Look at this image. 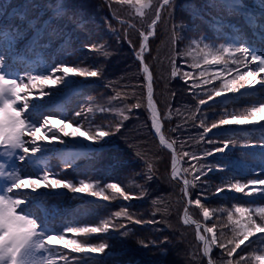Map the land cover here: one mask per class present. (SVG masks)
I'll list each match as a JSON object with an SVG mask.
<instances>
[{
    "label": "snow or ice",
    "instance_id": "1",
    "mask_svg": "<svg viewBox=\"0 0 264 264\" xmlns=\"http://www.w3.org/2000/svg\"><path fill=\"white\" fill-rule=\"evenodd\" d=\"M132 6L141 18H151L147 27L139 31L140 42L134 44L128 33L125 31L123 41L127 42L132 48L135 59L139 62V68L143 74V83L140 87L146 89V101L137 96L135 91L131 94L127 92L116 91L110 98L109 106L94 108L88 106L74 113V117L69 119L57 118L50 113L54 107L52 96L58 95L61 91L58 86L69 87L72 83L70 77L95 78L103 75V66L83 67L67 66V61H61L48 66V74H27V82L24 76H18L15 68L8 63L10 56L15 55V45L24 42V49L31 52L39 45L40 40L49 28L51 20H45L39 24L37 19H30L26 8H23L21 14L13 16L12 19L18 23L2 26L0 25V264H79L84 258H90L94 264H105V258H115L123 255V252L115 253L111 251L114 247L109 241H126L135 237V230L130 225H156L163 221L155 219H143L130 211L127 204L121 205L118 211L111 213V218L104 219L96 225L79 226L75 221L64 217V227L60 231L55 228L49 231V217L53 219L58 213V209L53 207L51 210L46 207L48 199L61 198L66 193L86 194L97 198L99 201L130 202L133 199H144L150 196V190L146 187L155 178H157L156 164L146 158V154L136 150L134 155L137 160L142 162L143 168L136 172L142 178L144 183L134 182L127 187H122L120 182L103 183L101 180H92L81 178L77 181L68 179L63 175L67 168L74 166L75 162L85 156L88 152L100 154L109 151V137L116 136L124 127V122L129 120L134 109L144 108L149 114L150 127L158 137L159 144L166 149L171 150L169 183L174 188H179L181 200L184 202V216L182 222L184 225L196 224V239L200 242L202 252L201 259L206 264H216L212 256L214 249L221 250V264H264V253L257 254L253 252L245 256L243 251L238 252L241 246L248 247L246 242L257 235H264V202L261 203H236L232 208L220 209L226 213L227 223L221 222V228L218 232L217 226L201 225L198 221H191L188 216L189 210L195 206L200 209L205 222L217 216V209H211L203 203L201 196L207 192L203 188V178L213 171H224L232 166L233 161H229L226 155H222L217 162H208V157L215 156L217 153L224 154L229 150L230 145L235 146L236 141L232 139H207V135L213 129H224L226 126L244 127L248 125H264V102L245 109L243 114H229L227 111L211 123L208 122L207 115L201 106L208 104L218 97H225L227 94L239 93L241 89H254L256 85H264V56L253 54L247 43L246 36L241 34L239 39L242 42H233L227 46L221 45L217 55L205 56L203 64L205 66H215L220 64L227 65L228 59L236 65L235 69H228L227 73L220 72L210 75L207 67H201L199 62L192 65L199 70V76L202 78L199 83L194 79L190 85L194 98L198 100L195 111L192 112L189 119L193 122L199 120L198 127L202 132L197 137L189 136L187 139H196L197 143L206 142L209 145L217 143L220 147L203 148L201 152L183 150L189 145L180 142L179 139L169 140L166 138L163 129V121L171 120L172 113L162 114L158 109L154 98V77L150 66L146 61V54L149 53V40L156 34V28L163 21L165 12L169 19L175 14L176 0H100L99 7L107 6L116 12L115 6ZM259 5L264 8V0H259ZM185 10L193 16L194 19L203 20V10L197 7L195 0L185 4ZM207 9L223 10L227 15H241L246 17V22L253 30H258L261 40H264V18L251 13H241L245 7L243 0H206L204 5ZM65 13L57 10V17ZM22 17V18H21ZM69 19L76 23L78 28H83L88 21L83 20V13L79 16L73 13ZM215 24L213 27H219L221 21L219 18H213ZM120 23H124L120 21ZM39 25V26H38ZM108 29L114 32L117 38H120L118 30L114 29L109 22ZM229 27H231L229 25ZM183 28V24L180 25ZM32 33L29 36V33ZM49 36L57 39L61 38L62 33L57 29L48 32ZM180 38V31L175 26L172 28V41ZM70 38L66 43H70ZM49 44L43 47H49ZM91 52L102 53L107 58L110 53L107 51L106 43L93 42L84 45ZM208 47V45H205ZM224 54H229L225 57ZM238 54V55H237ZM255 63L256 68L252 70L249 65ZM245 67L249 70L245 73L240 72V68ZM235 71L233 78H224ZM171 78H181L187 83L193 76L189 71L181 72L180 67L175 63V57L172 59ZM220 80L219 87L205 89L203 86L212 85L213 81ZM125 87H135L126 85ZM53 89L49 92L45 89ZM199 89V91H197ZM38 95L34 96L33 91ZM115 90V89H114ZM174 96L175 94L172 93ZM48 97L47 105L41 103ZM206 97V98H205ZM89 100L92 98L89 97ZM129 99H134L135 103H127ZM112 101H120L123 107L113 108ZM223 103V101H217ZM39 104L40 110L33 111ZM98 111L101 114L112 113L116 117L114 121L105 124H93L89 114ZM180 114V109L175 110ZM196 113H200L197 116ZM83 121H87L85 124ZM193 126H196L193 123ZM184 128V125H177L170 128V132H177ZM68 129H71L69 131ZM27 137V139H26ZM81 137L82 140H76ZM64 138H72L65 140ZM88 141L85 149H74L68 147L77 143ZM180 143L181 151L176 150L177 143ZM57 145H65L67 150L57 149ZM243 147H261L264 148V138L257 143L249 142ZM46 151H59V158L64 167L60 171H53L44 168L40 171H26L25 167L20 165H32L37 158V154ZM118 151V150H117ZM186 158V159H185ZM114 163L119 165L124 161L119 157H114ZM182 161L188 166H182ZM261 171H264L262 169ZM255 177L244 183L240 180L225 179L215 189V194L225 192L242 193L245 197L264 196V178L260 177V171L255 173ZM135 188L138 195H133L129 190ZM201 188L202 191L195 199L192 198L193 189ZM41 189L45 191H41ZM60 190H66L62 192ZM83 196H81V199ZM207 199L208 197H204ZM164 198L152 199L151 204L157 206L163 202ZM35 209V211L33 210ZM162 211L160 207H155L151 215L155 216ZM37 212L40 214L38 215ZM39 221V223H38ZM120 221H124L121 223ZM225 229H230L231 236L226 237ZM159 231V229H156ZM71 234V238L69 235ZM103 235L105 237L100 242H91L93 236ZM137 250H147L151 256L144 259H129L126 264H170L169 256L174 247L173 241L163 236L161 239L145 240L142 237H136L133 241ZM64 250H68L65 252ZM76 253L77 256H72ZM115 264H120L117 260Z\"/></svg>",
    "mask_w": 264,
    "mask_h": 264
},
{
    "label": "trees",
    "instance_id": "2",
    "mask_svg": "<svg viewBox=\"0 0 264 264\" xmlns=\"http://www.w3.org/2000/svg\"><path fill=\"white\" fill-rule=\"evenodd\" d=\"M153 2L155 3L156 0H153ZM188 2L190 0H176L175 14L172 19H169L167 12H165L163 21L156 28L155 36L149 40L150 51L146 54V61L150 66V71L153 73L154 98L158 109L165 115L169 112L172 113L171 120L163 121L166 138L169 140L179 139L180 142L189 145L183 150L201 152L203 148L220 147L222 144L209 145L206 142L197 143L196 139L190 141L187 139L189 136L197 137V134L203 131L198 127L199 120L193 122L189 119L198 104V100L194 98L192 91H190V85L194 79L197 83L202 79L199 76V70L193 68L192 65L199 62L202 68L207 67V72L210 75L220 72L227 73L228 69L236 68L231 59H228L227 65L222 63L215 66H205L203 64L205 56L211 58V56L219 54V52L215 51V38H217L215 35L223 37L220 42L223 43L222 45L227 46L228 44L223 42L224 40L229 39L239 43L242 42L239 39L240 35L244 34L246 40L243 42L247 43L253 54L258 56H264V40H261L258 34H254L258 30H253L248 26L243 14L229 16L223 10L217 11L205 8L206 0H195L197 7L203 10L204 19H194L189 11L185 10L184 6ZM243 3L254 9L252 11L253 15L264 18V8L260 7L259 0H243ZM99 4L100 0H50V2H47V0H0V10H6L8 6L9 8L12 6L17 8L10 14L0 13V25L2 26L12 25L10 22H15L12 17L21 14L23 8L27 9L29 18L37 19L39 24H43L45 20H51L49 28L45 30V34L37 47L28 52L24 49V42H20L15 45L14 57L10 56L8 59L9 64L22 72L25 82H27V74L30 72L31 66L36 67L32 69L36 74L47 73L49 65L61 61H67V66L69 67L103 66V75L101 77L83 79L82 77H73L70 86H82V88L77 89L71 96L61 99L65 107V112L61 114L63 118L67 117L71 119L74 117L76 111L88 106L94 108L109 106V100L115 95L116 91L127 92L129 94L135 91L137 96L146 101V89L139 86L143 83V74L139 68V62L135 59L132 48L122 38L126 31L138 48L140 42L139 31L147 27L151 14L149 17L141 18L137 15L134 7L118 5L115 6L116 12L113 13L107 6L101 8L98 6ZM18 5H21V7L18 8ZM58 8L65 14L57 17ZM80 12L83 13V20L88 21L83 28H78L76 23L69 19L73 13L79 16ZM213 18L220 19L221 24L219 27H213V24H215ZM120 21L124 23L122 24ZM109 22L114 29L119 31L120 38H117L116 34L108 29L107 25ZM181 24H183V28H180ZM173 26L180 31V38L175 42L171 39ZM52 29L60 31L62 33L61 38L57 39L49 36L48 32ZM31 35L32 33L30 32L29 36ZM67 38H70V43H66ZM204 38H208L209 40L206 42ZM49 39L55 41L56 44L47 48L43 47ZM93 42L106 43V50L109 51L110 55L105 58L102 53L91 52L84 47V45ZM205 45H208V47H205ZM26 55L29 58H25ZM225 55L228 56L229 54ZM173 57H175V63L180 67L181 72L189 71L193 74L187 83L179 77L171 78ZM249 67L255 70L256 64L252 63ZM248 70L249 68H240L241 73H245ZM235 75V71H232L230 75H225L224 78H233ZM220 83V80H215L212 85H202V87L205 89L213 86L218 88ZM126 85L135 87H125ZM172 93L175 95L173 96ZM256 96L258 98L261 97L258 94ZM89 97L92 99L89 100ZM250 98L240 94L227 100L219 99L218 97L201 107L207 115L208 122L211 123L213 120L219 119L225 111L229 114H243L246 108L262 103L264 97L259 101L256 99L249 101ZM51 100L54 104L57 103L56 99L51 98ZM221 100L223 103H217V101ZM48 102L49 98L46 97L41 103L47 105ZM135 102L134 99L127 101V103ZM111 106L116 108L123 107L124 105L120 101H112ZM176 109H180L179 115L176 113ZM39 110L40 107L37 104L33 111ZM51 112H54L55 115L59 113L55 107L52 108ZM196 115L200 116V113H196ZM89 116L93 124L107 125L110 121L116 119L112 113L101 114L98 111L89 114ZM81 119L82 122L87 124V121H83V118ZM150 123L149 114L144 108L134 109L130 119L124 122L121 132L116 136L107 138L110 141L109 151L100 154L99 157L94 153L88 152L82 157L83 159L81 158L73 167L67 168L65 173H63L66 178L69 177L68 179L77 182L81 178H102L101 181L103 183L120 182L122 187H127L134 182L144 183L140 176L134 175L143 168L142 162L137 160L134 155V152L139 150L144 152L146 158L153 161L158 169L157 178L146 185L150 190V196L144 199H133L130 202L122 200L113 201L107 206H105L106 204L100 205L94 213L86 215L85 212L89 205H78V208L75 209L80 200L72 201L71 197H63L61 201H63L64 205H61L54 198L49 203H46V207L50 210L55 207L59 211L54 219L51 216L49 217L48 229L51 231V229L55 228L57 232L60 231L64 227V217L75 221L79 226L90 225V219L94 220V218L100 223L104 219L111 218V213L118 211L121 205L127 204L130 211L134 212L137 216L143 219H155L163 222L156 225H130L135 230V237L126 241H109L114 245L111 251L118 252L122 250L124 253L122 261H128L129 259L146 260L151 256L150 251L137 250L133 242L136 237L150 240L161 239L163 236H167L173 241L174 245L168 258L170 264H206V261L201 259L200 256L202 248L200 247V242L196 239V224H183L182 216L185 205L181 200L180 190L178 187L174 188L171 186L168 180L170 175L171 150L159 144V140L155 136L154 130L151 129ZM193 123L196 126H193ZM177 125H184V128L177 132L169 131L170 128H175ZM262 132L264 133L263 125L257 128V130L249 129L246 132H224L220 131V129H213L208 133L207 139H232L236 141L235 146L230 145L226 153H217L215 156L208 157V162H217L218 159L222 158V155H226L228 160L234 163L222 172L213 171L203 178V188H207L208 191L204 192L201 199L209 208L218 210L217 216L205 222L200 209L193 206L188 214L194 220L202 224L206 223L207 226L215 224L219 232L221 222L227 223L226 213L219 211L220 209L230 210L233 204L236 203L264 202L259 196L245 197L242 193L229 192L227 190L218 195L215 194L216 187L223 180H240L244 176H249L252 173L250 166L258 167L261 165L264 169V158H261L262 161H256V164L252 163L251 156H254V150L243 147V145L249 142H259L261 138H264ZM257 148L256 151L261 153V147ZM176 150L181 151L179 142L176 145ZM114 157H119L124 163L115 164ZM17 165H20L18 161ZM182 166L187 167L188 164L182 161ZM24 167L26 171H32L27 166ZM89 167H91V173L87 174L86 168ZM0 186L3 185L1 184ZM129 190L133 195H138L137 189L131 188ZM41 191L45 190L41 189ZM201 191V188L193 189L192 198L195 199ZM205 196L208 198L205 199ZM159 197L164 198L163 202L157 206H153L151 200ZM82 200L86 199L83 197ZM155 207H160L162 211L153 216L151 213ZM33 210L35 211V209ZM37 214L39 215L40 213L37 212ZM56 218L62 220L54 221ZM156 229H159V231ZM225 233L226 237L231 236L230 229H225ZM68 235L71 238V234ZM94 237L96 242H100L105 238L103 235ZM246 243L248 247L241 246L238 252L243 251L245 256H249L253 252L257 254L264 253V236L253 238L250 243ZM212 256L216 260V264H221L220 249H214ZM120 258L119 256L105 258V264H115ZM251 264H255V261L253 260Z\"/></svg>",
    "mask_w": 264,
    "mask_h": 264
},
{
    "label": "rangeland",
    "instance_id": "3",
    "mask_svg": "<svg viewBox=\"0 0 264 264\" xmlns=\"http://www.w3.org/2000/svg\"><path fill=\"white\" fill-rule=\"evenodd\" d=\"M47 2H50V0H47ZM205 31H207V30H205ZM215 37H217V38H215V51H217V52H219V48L221 47V45L223 44V43H221L220 41L223 39V37L221 38V37H218V36H216L215 35ZM205 40H206V42L209 40L208 38H204ZM223 42H226L228 45L229 44H232L233 42H236V41H234V40H229V39H226V40H224ZM209 43V42H208ZM237 43V42H236ZM47 44H49L50 46H52V45H54V44H56V42L55 41H53V40H48L47 41ZM210 45H211V43H209ZM49 46V47H50ZM204 50V49H203ZM214 51V52H215ZM203 52V51H202ZM220 54V53H219ZM225 55V54H224ZM225 57H227L226 55H225ZM35 63V62H34ZM31 65V64H30ZM250 66V65H249ZM36 68V67H35ZM32 74H36V73H32ZM45 74H48V72L47 73H45ZM260 76L261 77H264V73H261L260 74ZM74 77V76H73ZM73 77H70V80L72 81L73 80ZM81 78V77H80ZM83 79V78H82ZM71 87L72 86H69V87H67V88H65L64 86H58V88H60L61 89V91L58 93V95H56V96H52V99H55V98H59V97H61L64 93H66L68 90H70L71 89ZM250 90V91H249ZM45 91H49V92H52V91H54L53 89H45ZM249 91V93H247ZM237 94H240V95H242V96H248V97H251L250 99H249V101H253L254 99H256V100H260L261 98H263L264 97V85H256V87L254 88V89H251V88H247V89H241V91L239 92V93H235V94H232V93H229V94H227V96H228V98H233V97H235ZM261 95V97H259L258 98V96H256V95ZM33 95L34 96H37L38 95V92L37 91H33ZM46 98V97H45ZM219 98H224V99H226L225 97H219ZM56 99V100H57ZM262 101V100H261ZM262 102H264V98H263V101ZM249 105H251V103H249ZM54 107L55 108H57L58 109V114H54V112H51V113H49V114H54L57 118H60V119H62L63 117L61 116V114L62 113H64L65 111V107H63V104L60 102H57L56 104H54ZM245 107V106H244ZM244 113V112H243ZM46 114V113H45ZM240 115V114H239ZM264 126V125H263ZM261 127V125H255V126H253V125H248V126H244V127H237L236 126V131H242V132H246V131H248L249 129H254V130H257V128H260ZM245 128V129H244ZM69 131H71V129H68ZM240 131V132H241ZM262 136L264 137V133L262 132ZM26 139H27V137H26ZM65 140H71L72 138H64ZM262 139V138H261ZM76 140H78V141H81L82 140V138L81 137H77L76 138ZM89 144V142L88 141H83V143H77V144H75V145H69L68 147H73L74 149H85L86 150V148H87V145ZM57 147V149H59V150H67V148H66V146L65 145H57L56 146ZM245 149L247 148V149H253L254 151V156H251L252 157V163H254V164H256V161H262V159L261 158H264V148H261V153H259V152H257L256 151V149H258L257 147H254V148H252V147H244ZM83 159V158H82ZM79 160H81V158L79 159ZM79 160H77L76 162H78ZM75 162V163H76ZM20 166V165H19ZM24 166H27L29 169H31L32 171H40V170H42V169H44V168H49V169H51V170H53V171H60L63 167H64V164H63V162H62V160H60V158H59V151H57V152H50V151H46V152H43V153H39V154H37V158L34 160V162H33V164L32 165H30V166H28V165H21V167H24ZM250 168H251V170H252V173L249 175V176H244L243 178H240V181L242 182V183H244V182H246V181H248V180H250V179H253V178H256L255 177V173L257 172V171H260V177L259 178H264V172H261V170L263 169V166H258V167H256V166H250ZM86 171H87V174H90L91 173V167H89V168H86ZM63 173H65V171L63 172ZM67 178H69V177H67ZM92 180H102V178H91ZM105 183H107V182H105ZM62 192H65L66 193V190H61ZM71 195H73V194H71V193H66L63 197H71V200L73 201V200H80V203H78L77 205H76V207H75V209L76 208H78V205H89L88 206V208H87V210H86V212H85V215L86 214H88V213H90V214H92V213H94L95 212V210L100 206V205H103V204H106L105 206H107V205H110L111 204V202H106V201H99L97 198H94V197H91V196H88V195H86V194H76V196H71ZM81 196H83L84 197V199H86V200H82L81 199ZM63 197H61V198H63ZM61 198H55V200H56V202L58 203H61V205H64V203H63V201H61ZM80 198V199H79ZM260 199H262L263 201H264V196H262V197H260ZM60 200V201H59ZM70 200V201H71ZM51 201V199H49V202ZM64 211V210H63ZM71 214H72V212H71ZM182 218H183V216H182ZM62 219H60V218H56L54 221H61ZM121 223H122V221H121ZM124 223V222H123ZM89 224L90 225H96V224H99V222H97V219L96 218H94V220L93 219H90V221H89ZM264 235H261L260 237H263ZM94 236L91 238V242H96L95 240H94ZM65 252H67L68 250H64ZM120 252H122V250H119L118 252H115V253H120ZM72 256H77V254L76 253H72ZM119 257H121L118 261L120 262V264H126V262L127 261H122V255H119ZM62 264H63V262H62ZM79 264H94V261L92 260V259H90V258H84V259H82L80 262H79Z\"/></svg>",
    "mask_w": 264,
    "mask_h": 264
},
{
    "label": "water",
    "instance_id": "4",
    "mask_svg": "<svg viewBox=\"0 0 264 264\" xmlns=\"http://www.w3.org/2000/svg\"><path fill=\"white\" fill-rule=\"evenodd\" d=\"M158 138V137H157ZM183 216H184V213H183ZM188 216L190 217V219H191V221H196V220H194L189 214H188ZM192 224H195V223H192ZM201 225H204V224H202V223H200Z\"/></svg>",
    "mask_w": 264,
    "mask_h": 264
}]
</instances>
